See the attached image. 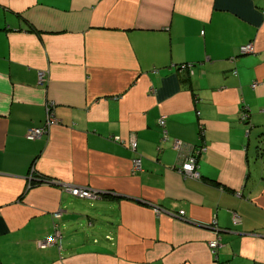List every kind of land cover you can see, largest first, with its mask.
<instances>
[{
	"label": "crops",
	"instance_id": "1",
	"mask_svg": "<svg viewBox=\"0 0 264 264\" xmlns=\"http://www.w3.org/2000/svg\"><path fill=\"white\" fill-rule=\"evenodd\" d=\"M211 219L264 264V0H0V264H214Z\"/></svg>",
	"mask_w": 264,
	"mask_h": 264
},
{
	"label": "built area",
	"instance_id": "2",
	"mask_svg": "<svg viewBox=\"0 0 264 264\" xmlns=\"http://www.w3.org/2000/svg\"><path fill=\"white\" fill-rule=\"evenodd\" d=\"M253 48H254V44L252 42H249L247 44L239 46V51H241V52H249V51H252ZM37 77H38L39 81H43L46 78L45 72L44 71H38ZM254 85H255V81L251 83V86H254ZM46 110H47V116L49 117L47 120L49 122H53L54 121V116L52 115V110L50 109L49 105H47ZM240 118L241 119L246 118V113L241 112ZM157 122L163 128V126H164V117H163V115H161V116H159L157 118ZM42 130L43 129L40 128V127L28 128L27 131L25 132V136L29 137V138L37 137V136L40 135ZM162 136L163 137L165 136V129L164 128H163ZM115 138H117V137H115ZM129 145H130L131 148H134L135 141L133 139H131L129 141ZM172 147L174 149H180V147H181L180 141L178 139H173L172 140ZM202 149H203V145H199L196 148L191 149L186 155H184L183 159L179 162V164L177 166H175V169L177 171H179L183 176H189V177H192V178L199 177V173H198V171L196 169V161H197V155ZM139 167H140V157L138 155V156H135L132 159L131 169L132 170H137V169H139ZM68 188H69V190L72 193H75V194L79 193L81 195H86L88 193L86 188L77 187V186H74V185H71ZM152 206H153V210L156 213L159 212V209H160L159 206H157V205H152ZM53 215L57 216L58 213H54ZM177 215L178 216H182V210H179ZM209 225L211 227H213L214 235L211 238H209L206 241V243H207V247L209 248V251H210L212 257L214 258V264H228V262L226 260H218L217 259V247L220 245V238H219V236L217 234V228L215 226L216 225L215 224V220L211 219L210 222H209ZM55 238H57V239H55ZM54 240H58L59 241V235H58L57 231L54 234V236H51V237L47 238L44 241L39 240L38 244L40 246H44L45 244L47 245L48 243H50L51 241H54Z\"/></svg>",
	"mask_w": 264,
	"mask_h": 264
},
{
	"label": "rangeland",
	"instance_id": "3",
	"mask_svg": "<svg viewBox=\"0 0 264 264\" xmlns=\"http://www.w3.org/2000/svg\"><path fill=\"white\" fill-rule=\"evenodd\" d=\"M263 2V1H262Z\"/></svg>",
	"mask_w": 264,
	"mask_h": 264
},
{
	"label": "trees",
	"instance_id": "4",
	"mask_svg": "<svg viewBox=\"0 0 264 264\" xmlns=\"http://www.w3.org/2000/svg\"><path fill=\"white\" fill-rule=\"evenodd\" d=\"M36 180V179H35Z\"/></svg>",
	"mask_w": 264,
	"mask_h": 264
},
{
	"label": "water",
	"instance_id": "5",
	"mask_svg": "<svg viewBox=\"0 0 264 264\" xmlns=\"http://www.w3.org/2000/svg\"><path fill=\"white\" fill-rule=\"evenodd\" d=\"M216 230V229H215Z\"/></svg>",
	"mask_w": 264,
	"mask_h": 264
}]
</instances>
